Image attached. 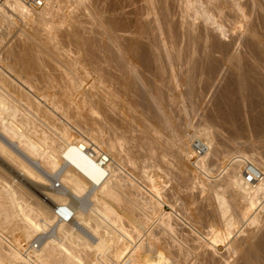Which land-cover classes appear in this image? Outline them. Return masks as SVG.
Listing matches in <instances>:
<instances>
[{
    "label": "bare ground",
    "instance_id": "1",
    "mask_svg": "<svg viewBox=\"0 0 264 264\" xmlns=\"http://www.w3.org/2000/svg\"><path fill=\"white\" fill-rule=\"evenodd\" d=\"M124 1L0 0V264H264V0Z\"/></svg>",
    "mask_w": 264,
    "mask_h": 264
},
{
    "label": "rangeland",
    "instance_id": "2",
    "mask_svg": "<svg viewBox=\"0 0 264 264\" xmlns=\"http://www.w3.org/2000/svg\"><path fill=\"white\" fill-rule=\"evenodd\" d=\"M91 1H93V0H91ZM97 1H99L101 4L103 3V4H105L106 2V0L103 2V1H101V0H97ZM124 1V0H123ZM126 2L128 1V2H133V3H131V5L133 6V4H134V6H138V5H140V4H142V2L141 1H139V0H132V1H130V0H125ZM124 1V2H125ZM135 2V3H134ZM141 2V3H140ZM136 4V5H135ZM138 4V5H137ZM132 6H131V8L130 7H127L126 8V10L128 9V10H131L132 9ZM127 10V11H128ZM17 21H18V23H17ZM16 23H17V25H20V21L19 20H16ZM11 31H13V32H15V29H11ZM12 33V32H11ZM11 35V34H10ZM10 37V36H9ZM219 78H221V77H217L216 78V82H215V84H214V86L207 92V94H205L204 95V97L202 98V100H200L199 102H198V106H197V108H196V110L194 111V112H189V114H188V121H189V123H190V127L189 128H184V130H183V132L182 133H184V131H186V133H187V135H189L190 137L191 136H193L194 135V132H195V128L198 126V125H200V123L201 122H203V120L207 117V116H210L211 115V113L214 111V106H215V103H214V101L216 102V98H217V96H214V95H216V94H218V89L220 90L221 89V85L223 84L222 83V81H223V79H222V81H221V79H219ZM220 83V84H219ZM216 93H215V92ZM218 91V92H217ZM215 93V94H214ZM215 99V100H214ZM213 100V101H212ZM181 104V103H180ZM186 104H188V102H186ZM213 104V105H212ZM198 109V110H197ZM203 116H205V117H203ZM182 118H183V116H181ZM180 117V118H181ZM179 118V119H180ZM181 120H183V119H180V121ZM200 121V122H199ZM213 124H212V126L216 129V130H218L217 131V136H216V140L217 141H219V142H222L224 145H225V147H228V148H231L230 146H229V144L227 143V137L229 138L230 137V135H228L229 133H228V131H224V129L225 128H221V130H220V128L219 127H217L216 125H217V123H215L214 121H211ZM197 124V125H196ZM218 126H219V124H218ZM223 129V130H222ZM165 135H166V133H165ZM190 141H188V145H192V143L190 144L189 143ZM168 154H172V153H168ZM247 154H250V152H247ZM167 156V155H166ZM173 156V155H172ZM168 157H170V155H168ZM168 157H166L165 158V160L168 158ZM168 159H171V158H168ZM168 159L165 161V162H168ZM173 159H175L174 158V156L172 157V161H173ZM221 158H218L217 159V161H215L214 160V162L212 163L211 161H210V163H212L213 164V166H212V164H211V166L212 167H215V164L214 163H216L217 162V164H218V161L220 160ZM223 160L221 159L219 162H222ZM163 162L164 161H162V162H159L160 164V167H163L164 169H165V167L164 166H167V164L168 163H164L163 164ZM169 162H171L170 160H169ZM186 163V164H185ZM161 164H163V166H161ZM172 164H174L173 162H172ZM172 164H168L169 166H171V168H169V174H170V177L172 176L171 175V173H173V175H174V172H172V169H173V166H172ZM183 166H184V168H189V165H188V162H187V160H183ZM168 167V166H167ZM166 167V168H167ZM163 169V170H164ZM170 169H171V173H170ZM160 170V169H159ZM162 170V171H163ZM167 170V169H166ZM161 173H163V175L161 174ZM164 172H160V171H158V175H161V177L159 178V177H156V179L158 180V179H160V180H158V181H163V183L164 184H162L163 185V187H162V193L164 192V189H166L165 190V192H167V193H163V195L165 196V200L163 199L162 200V202H163V204H162V206H161V212H171V209H170V207H169V204H168V202L167 201H173V197L174 196H184V189H186V187H184V186H186L184 183V181H182V180H180V179H176V178H173L174 176H172V178L171 179H169L168 178V175L169 174H166L165 175V177H164ZM166 178H167V182L165 183V181L164 180H166ZM170 180V181H169ZM169 181V182H168ZM188 181H186V183H187ZM170 183H171V185H170ZM175 183V184H174ZM166 184V185H165ZM59 186V184H58V182H56V185H55V187L57 188ZM173 191H172V190ZM166 194V195H165ZM168 196H170V197H168ZM172 196V197H171ZM166 197H168V198H166ZM169 199V200H168ZM81 204V203H80ZM192 206V204H189V206L188 207H190V208H195V207H191ZM160 214L158 213L157 214V217L159 216ZM260 217H261V219L262 220H264V215L263 214H261L260 215ZM203 222H204V220H203ZM203 222H200V223H202V226L204 225V223ZM199 223V225H201ZM49 230H50V228L47 230V232L46 233H48L49 232ZM17 238V240H19V242H21L20 244H21V246H22V253H23V251H25V249H28V245L26 244V242L25 241H20V239H19V237L17 236L16 237ZM25 249H24V248ZM227 249V247H224V246H219L218 248H217V252H218V254H220V255H223V254H225L226 253V250Z\"/></svg>",
    "mask_w": 264,
    "mask_h": 264
},
{
    "label": "built area",
    "instance_id": "3",
    "mask_svg": "<svg viewBox=\"0 0 264 264\" xmlns=\"http://www.w3.org/2000/svg\"><path fill=\"white\" fill-rule=\"evenodd\" d=\"M24 4L29 7H40L44 5L46 0H21ZM197 152H201L205 149V146L197 142L194 143ZM240 163L242 168V173L244 175V180L246 182L252 183L257 181L261 177L260 170L253 165L249 160L241 157Z\"/></svg>",
    "mask_w": 264,
    "mask_h": 264
}]
</instances>
